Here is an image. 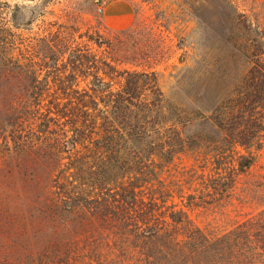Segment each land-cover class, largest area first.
Instances as JSON below:
<instances>
[{"label": "rangeland", "instance_id": "obj_1", "mask_svg": "<svg viewBox=\"0 0 264 264\" xmlns=\"http://www.w3.org/2000/svg\"><path fill=\"white\" fill-rule=\"evenodd\" d=\"M113 1L0 0V264H35L43 251L56 264H105V224L54 204L71 132L62 119L46 126L44 114L58 110L50 102L70 108L73 91H91L94 75L108 70L104 62L115 60L120 71L155 72L170 103L208 112L251 65L247 26L264 29V0H129L135 9L125 29L107 25L104 7ZM78 53L95 56L93 67L76 69ZM195 158L177 155L160 179L187 192L182 178L199 165ZM263 175L264 149L238 192ZM255 208L233 199L191 214L199 226L223 230Z\"/></svg>", "mask_w": 264, "mask_h": 264}, {"label": "trees", "instance_id": "obj_2", "mask_svg": "<svg viewBox=\"0 0 264 264\" xmlns=\"http://www.w3.org/2000/svg\"><path fill=\"white\" fill-rule=\"evenodd\" d=\"M247 30L251 65L208 112L170 103L155 72L120 71L115 60L104 62L108 70L94 75L91 91H73L70 108L50 102L58 110L55 118L47 110L46 126L62 119L71 132L69 160L59 159L54 204L62 214L105 224V264H264V180L238 192L239 178L264 149V29ZM94 58L78 53L74 67L90 69ZM77 80L70 76L71 85ZM185 152L199 164L185 171L187 192L159 176ZM233 199L256 211L223 230L195 223L194 210ZM35 264L56 263L43 251Z\"/></svg>", "mask_w": 264, "mask_h": 264}, {"label": "crops", "instance_id": "obj_3", "mask_svg": "<svg viewBox=\"0 0 264 264\" xmlns=\"http://www.w3.org/2000/svg\"><path fill=\"white\" fill-rule=\"evenodd\" d=\"M107 25L125 29L132 24L134 5L129 0H115L104 7Z\"/></svg>", "mask_w": 264, "mask_h": 264}, {"label": "water", "instance_id": "obj_4", "mask_svg": "<svg viewBox=\"0 0 264 264\" xmlns=\"http://www.w3.org/2000/svg\"><path fill=\"white\" fill-rule=\"evenodd\" d=\"M52 0H45L46 3L51 2Z\"/></svg>", "mask_w": 264, "mask_h": 264}, {"label": "built area", "instance_id": "obj_5", "mask_svg": "<svg viewBox=\"0 0 264 264\" xmlns=\"http://www.w3.org/2000/svg\"><path fill=\"white\" fill-rule=\"evenodd\" d=\"M100 10H102V8H100Z\"/></svg>", "mask_w": 264, "mask_h": 264}]
</instances>
